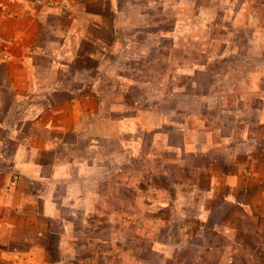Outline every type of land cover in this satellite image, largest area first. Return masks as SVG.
Masks as SVG:
<instances>
[{
    "label": "rangeland",
    "instance_id": "374dc122",
    "mask_svg": "<svg viewBox=\"0 0 264 264\" xmlns=\"http://www.w3.org/2000/svg\"><path fill=\"white\" fill-rule=\"evenodd\" d=\"M116 5L120 16L108 13L73 65L79 110L57 114L59 128L22 129L58 140H31L25 169L38 165L43 179L13 234L34 241L48 229L56 244L62 221L35 210L57 184L60 219L85 235L73 246L95 264H264V235L238 204L243 184L230 197L221 178L244 175L245 150L264 146V0Z\"/></svg>",
    "mask_w": 264,
    "mask_h": 264
},
{
    "label": "crops",
    "instance_id": "0c3cea01",
    "mask_svg": "<svg viewBox=\"0 0 264 264\" xmlns=\"http://www.w3.org/2000/svg\"><path fill=\"white\" fill-rule=\"evenodd\" d=\"M103 1L104 7L96 11L90 9L91 0H0V264H95L80 256V246H73L85 242V235H74L60 219L63 203L55 197L57 184L41 210H35L36 215L62 221V231L59 227L51 230L57 236L56 244L50 243L51 235H44L48 229H41L34 241L13 232L29 223L33 211L29 209H34L36 198L32 185L43 179L38 165L31 172L25 169L37 151L31 140L46 144L58 140L33 138L22 129L28 121L40 129L59 128L57 114L79 110L70 83L75 78L73 65L85 57L84 43L96 39L94 32L106 29L108 13L121 14L116 5L119 0ZM117 30L113 27L115 34ZM60 93L73 98L61 104L55 100ZM245 153V174L232 175L223 169L221 178L233 185L230 197L238 183L243 184L245 198L238 204L246 219L253 218V231L264 235V146L258 151L248 148Z\"/></svg>",
    "mask_w": 264,
    "mask_h": 264
}]
</instances>
